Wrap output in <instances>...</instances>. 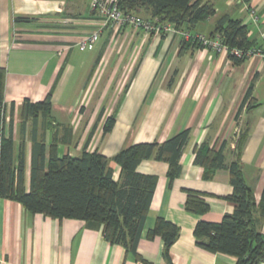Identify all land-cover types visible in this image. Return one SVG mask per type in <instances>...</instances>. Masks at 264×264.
Segmentation results:
<instances>
[{
    "label": "crops",
    "instance_id": "obj_1",
    "mask_svg": "<svg viewBox=\"0 0 264 264\" xmlns=\"http://www.w3.org/2000/svg\"><path fill=\"white\" fill-rule=\"evenodd\" d=\"M213 2L216 15L192 29L193 34L210 36L218 19L230 14L248 26L256 47L264 46V0H251L249 5L241 0ZM96 31L101 36L94 48L81 50L82 39ZM186 42L176 32L155 35L107 23L93 10L91 0H0L4 131L6 136L12 133L16 153L25 145L28 190L35 141L44 138L49 148L56 132L67 141L60 142V156L79 157L86 149L113 158L134 144L162 143L183 130L191 131L178 178L170 180L165 162L146 160L138 168L157 177L138 245L142 261L108 242L100 225L33 215L18 202L0 199L2 264H236L235 257L196 244L194 229L200 220L219 223L235 206L227 200L233 192L230 171L220 169L207 180L195 154L203 143L217 150L224 147L229 165L236 160L237 138L247 132L242 168L256 201H261L264 60L251 57L236 65L228 54ZM48 96L51 118L58 127L49 126L42 116L24 123L25 100L41 102ZM112 117L115 125L106 133L105 124ZM1 140L0 134V144ZM111 166L118 180L121 169L113 162ZM188 191L207 194L210 210L204 215L188 212ZM158 218L181 229L169 259L162 238L148 236Z\"/></svg>",
    "mask_w": 264,
    "mask_h": 264
},
{
    "label": "trees",
    "instance_id": "obj_2",
    "mask_svg": "<svg viewBox=\"0 0 264 264\" xmlns=\"http://www.w3.org/2000/svg\"><path fill=\"white\" fill-rule=\"evenodd\" d=\"M249 5L251 0H241ZM121 10L147 20H157L171 24L177 30L190 31L200 23L206 22L217 13L213 0H118ZM16 21H27L17 18ZM186 27V28H185ZM185 28V29H184ZM188 29V30H186ZM220 36L231 48L249 50L256 48L249 39V28L241 19L230 14L221 16L209 37ZM186 44L202 47L188 41ZM203 48V47H202ZM236 65L246 59L229 56ZM6 71L0 68V199L18 202L33 215H43L57 220L78 219L103 227L105 239L122 246L128 254L142 261L138 253L146 220L149 216L157 177L138 171L143 161L156 160L168 163V177L171 181L181 175V159L190 141L191 131L183 130L168 140L139 143L122 149L113 158L98 151L86 149L79 157L69 154L60 156V142L67 144L66 137L58 136L49 146L44 138L35 141L32 156L30 189L26 187V148L22 143L16 153L12 133L5 135ZM249 97V95H248ZM52 102L48 96L44 101L25 100L22 113L23 122L45 118L52 128ZM115 118L107 120L105 132L115 125ZM71 131V129H70ZM248 133L239 135L236 141V160L226 164L222 147L217 150L209 143H203L196 150V164L204 168V178L210 180L216 171L228 169L233 192L227 200L235 206L234 212L226 214L221 222L200 220L194 229L196 244L214 253L230 255L237 259L236 264H262L264 262V192L258 203L254 190L245 179L241 157ZM69 143V142H68ZM121 169L118 180L114 178L111 163ZM185 209L196 215H204L210 210L207 194L188 191ZM180 227L164 218H158L148 236L162 238L164 255L169 259V251L180 236Z\"/></svg>",
    "mask_w": 264,
    "mask_h": 264
},
{
    "label": "built area",
    "instance_id": "obj_3",
    "mask_svg": "<svg viewBox=\"0 0 264 264\" xmlns=\"http://www.w3.org/2000/svg\"><path fill=\"white\" fill-rule=\"evenodd\" d=\"M93 10L108 23L118 26L130 25L137 29H142L148 34H167L176 32L182 34L185 40L200 44L203 48L214 50L217 53L228 54L238 59H248L251 57H260L264 60V46L249 50L239 48L231 49L220 36L209 37L202 34H193L190 31L177 30L171 24H164L157 20H147L135 14L124 13L118 0H91ZM100 31H96L82 39L79 46L81 50L93 49L100 39ZM264 39V34H263ZM3 260L0 258V264Z\"/></svg>",
    "mask_w": 264,
    "mask_h": 264
}]
</instances>
